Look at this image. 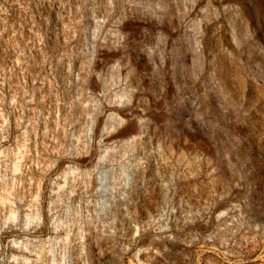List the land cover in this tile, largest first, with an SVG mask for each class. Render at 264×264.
<instances>
[{
    "label": "rangeland",
    "instance_id": "obj_1",
    "mask_svg": "<svg viewBox=\"0 0 264 264\" xmlns=\"http://www.w3.org/2000/svg\"><path fill=\"white\" fill-rule=\"evenodd\" d=\"M0 264H264V0H0Z\"/></svg>",
    "mask_w": 264,
    "mask_h": 264
}]
</instances>
